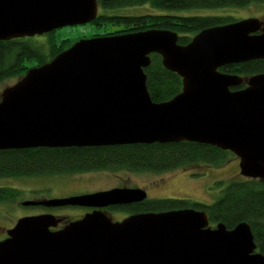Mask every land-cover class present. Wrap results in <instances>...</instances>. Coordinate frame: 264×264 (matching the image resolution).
I'll return each instance as SVG.
<instances>
[{
  "label": "water",
  "instance_id": "95a60500",
  "mask_svg": "<svg viewBox=\"0 0 264 264\" xmlns=\"http://www.w3.org/2000/svg\"><path fill=\"white\" fill-rule=\"evenodd\" d=\"M96 17L97 0H0V41ZM151 54L182 80L161 103L146 87ZM257 60L264 23L254 18L205 28L186 45L169 30L79 40L2 90L0 151L188 142L230 152L242 177L264 181V73L244 80L220 71ZM145 200L142 189L114 188L22 201L95 210L60 229L51 214L18 219L0 241V264H264L246 222L211 228L204 211L187 208L112 222L101 211Z\"/></svg>",
  "mask_w": 264,
  "mask_h": 264
},
{
  "label": "trees",
  "instance_id": "16d2710c",
  "mask_svg": "<svg viewBox=\"0 0 264 264\" xmlns=\"http://www.w3.org/2000/svg\"><path fill=\"white\" fill-rule=\"evenodd\" d=\"M252 3L264 4V0H101V12L92 23L121 27L116 34L169 30L177 34L179 45H186L201 30L228 24L235 19L229 15L178 16L171 12L244 8ZM143 6L156 12L138 16H120L114 12ZM55 43L53 36L44 42L23 39L0 41V84L20 79L27 70L51 61L71 45L57 47ZM150 60V65L144 69L150 99L154 103L168 101L181 92L182 80L164 69L160 56L151 54ZM220 71L245 80L264 73V60L230 65ZM230 156L233 154L228 151L188 142L5 150L0 151V179L120 170L160 174L179 168L188 169L200 163L221 166ZM192 175L199 176L200 173ZM215 187H218L219 194L210 204L189 199L160 198L147 199L123 210L137 214L194 209L204 211L210 224L222 223L228 230L246 222L257 251L264 255V181L241 178L226 183L217 181ZM19 193L17 189L0 186V204H15Z\"/></svg>",
  "mask_w": 264,
  "mask_h": 264
},
{
  "label": "rangeland",
  "instance_id": "374dc122",
  "mask_svg": "<svg viewBox=\"0 0 264 264\" xmlns=\"http://www.w3.org/2000/svg\"><path fill=\"white\" fill-rule=\"evenodd\" d=\"M114 12L120 16H138L155 13L156 11L143 6L116 10ZM170 14L178 16L229 15L235 21L254 18L264 23V4L252 3L244 8L225 10L193 9L175 11ZM103 25L100 23H92L89 26L63 29L56 33L55 44L56 46L59 43H61V46L73 45L79 39L109 37L127 33L116 34V30L118 31L121 27ZM16 81L17 79H10L1 83L0 94L4 88L11 86ZM196 172L200 173V175L193 176L192 173ZM241 178L244 179L239 173V160L233 155L221 166L216 167L211 164L200 163L188 169L179 168L161 174L120 170L115 172L97 171L70 175L61 174L0 179V186L11 187L20 191L15 204H0V241L6 236L7 231L14 227L17 220L25 216L49 213L61 219L62 225H65L69 221L81 216L83 217L87 213L86 209L74 207H65L52 211H45L41 207H23L19 205V202L22 201L42 202L51 199H63L70 196L92 194L114 188H139L147 193L148 199H189L210 204L219 194L218 187H215L217 181H224L226 183L230 180ZM106 215L111 221H114L122 217H127L129 213L125 211L110 212ZM210 226L214 228L215 224H210Z\"/></svg>",
  "mask_w": 264,
  "mask_h": 264
},
{
  "label": "flooded vegetation",
  "instance_id": "af4514ba",
  "mask_svg": "<svg viewBox=\"0 0 264 264\" xmlns=\"http://www.w3.org/2000/svg\"><path fill=\"white\" fill-rule=\"evenodd\" d=\"M101 0H97V15L99 14V12H101ZM99 9V10H98ZM93 22V21H92ZM91 22V23H92ZM91 23H88V24H85V25H76V26H66V27H63V28H60V29H56V30H53V31H51V32H48V33H45V34H42V35H36V36H33V37H24V38H18V39H23V40H31V41H35V42H39V41H46L50 36H53V37H56L57 35H56V33L57 32H59V31H62L63 29H66V28H68V29H72V28H75V27H82V26H89V25H91ZM17 39V40H18ZM83 39V38H82ZM86 39H89V38H86ZM79 40H81V39H79ZM77 42V41H76ZM61 45V43H59V44H57V47H59ZM70 46H72V44L70 45ZM246 86L243 84L242 86H240L239 88H235V89H242V88H245ZM161 174V173H160ZM162 185V184H161ZM147 194V193H146ZM147 199H148V197H147ZM142 203V202H141ZM137 204H139V203H134V204H131V205H125V206H110V207H107V208H103V209H101V211H103L104 213H110V212H122V211H124L123 209L124 208H126V207H130V206H133V205H137ZM38 207H41V208H44L45 209V211H52V210H54V209H63V208H65V207H59V208H45V207H42V206H38ZM66 207H71V206H66ZM74 208H80V207H74ZM82 209H86L87 210V213H89V212H92L93 210H95L94 208H82ZM96 210H98V209H96ZM42 214H49V213H42ZM86 214V213H85ZM132 214H135V213H129V215L128 216H130V215H132ZM40 215V214H39ZM35 216V215H34ZM127 216V217H128ZM82 218V216L81 217H79V218H77V219H74V220H72V221H69V222H73V221H76V220H79V219H81ZM126 218V217H125ZM125 218H120V219H116V220H114V221H112V222H121L123 219H125ZM68 222V223H69ZM63 223H59V225H58V227L56 228V229H60V228H62L63 226H65V225H62ZM209 226H210V223H209ZM211 227V226H210ZM211 228H213V227H211ZM55 230V229H54ZM7 237V235L3 238V239H5ZM256 252H258L257 250H256Z\"/></svg>",
  "mask_w": 264,
  "mask_h": 264
}]
</instances>
